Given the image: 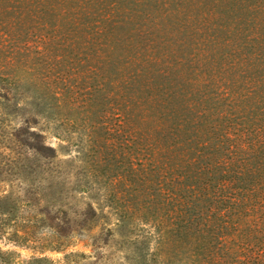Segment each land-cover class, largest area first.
<instances>
[{
    "label": "rangeland",
    "instance_id": "374dc122",
    "mask_svg": "<svg viewBox=\"0 0 264 264\" xmlns=\"http://www.w3.org/2000/svg\"><path fill=\"white\" fill-rule=\"evenodd\" d=\"M226 1L0 0V264L204 263L206 233L168 222V169L148 179L139 134L164 120L168 132V90L182 77L186 91L205 90L198 76L217 79L230 104L234 89L220 85L256 71L228 70L249 39L240 4L225 12ZM111 83L131 88L128 107L119 94L110 101ZM29 118L41 153L11 141Z\"/></svg>",
    "mask_w": 264,
    "mask_h": 264
},
{
    "label": "trees",
    "instance_id": "16d2710c",
    "mask_svg": "<svg viewBox=\"0 0 264 264\" xmlns=\"http://www.w3.org/2000/svg\"><path fill=\"white\" fill-rule=\"evenodd\" d=\"M226 2L220 7L225 12L240 4L235 11L243 15L242 32L249 39L244 45H235L228 70L250 63L256 66V71H242L236 79L230 77L220 85V90L234 89L230 104L222 101L223 95L219 98L214 93L217 79L212 82L206 76H198L194 79H200L205 90L197 83V89L186 91L182 86L186 76L182 77L180 87L168 90V103L174 104V111L168 113L173 114L168 118L171 120L168 132L162 130L166 127L165 120L157 126L148 124L146 127L153 134H139L140 145L144 146L140 150L148 151L146 155L150 156L145 165L147 169L152 167L148 174L158 165V173L168 169L164 177L168 182V222L182 234L183 229L198 236L206 233L203 264H264V0ZM60 46L68 47L66 41ZM72 46L73 43L69 48ZM34 63L42 65L40 59ZM225 72L228 71H222ZM127 81L128 78L126 85ZM134 81L139 79L133 78ZM110 85V101L119 94L128 107L126 102L133 99L131 88L115 91L116 84ZM204 97L207 101L203 104ZM238 97L248 99L246 110L239 108ZM204 106L208 111L200 112ZM31 118L11 132V141L41 153V145L30 141L35 134L42 137L31 130ZM162 142L168 148L165 159L160 153ZM2 213L0 235L8 226Z\"/></svg>",
    "mask_w": 264,
    "mask_h": 264
}]
</instances>
